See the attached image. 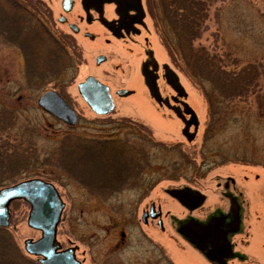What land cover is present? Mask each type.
Here are the masks:
<instances>
[{
  "label": "rangeland",
  "instance_id": "374dc122",
  "mask_svg": "<svg viewBox=\"0 0 264 264\" xmlns=\"http://www.w3.org/2000/svg\"><path fill=\"white\" fill-rule=\"evenodd\" d=\"M200 1L209 6L204 27L197 33L200 34V39L188 40L189 47L187 45L185 48L188 51V48L195 46L196 40V44L200 42V46L215 57V68L219 71L227 69L238 72V69L245 67V75L242 78L246 85L236 92L233 101H227L218 106L219 108H215L217 119L208 124L205 97L198 85L207 83L208 77L202 73L197 75V80L189 78L186 68L187 79L185 76L182 79L187 93L185 102L199 121L198 133L191 143L183 140L180 121L165 109L154 110L141 86L135 87L136 96L124 101L116 99L114 112L110 119L108 118L113 121L124 119L136 122L135 124H143L153 131L154 141L162 143L165 147L179 145L174 151H165V147L149 145L147 141L142 140L144 138H139L146 137L144 131L133 133L131 129L125 128L118 132L120 130L117 128L113 130L115 124L103 125L101 120L104 119L95 116L76 94V84L82 82L86 72H89L82 64L77 68L74 65L75 70L64 76V80L71 85L62 89L73 108L80 114V121L74 127H67L53 120L36 104L39 95L50 88L51 80H46L47 83L43 81L34 91L25 89L24 63L16 49L17 45L27 49L22 42L23 36L16 34V40L9 42L15 46H8L6 44L8 40L5 42L0 39V139L3 138L1 141L8 143L9 146L0 148V175L3 174L1 177L4 184L8 185L35 177L43 178L55 185L64 203L56 239L62 249L75 247L77 250L75 258L81 264H103V260L104 264H174L177 256L175 253L185 255L188 248L167 224L163 225L165 230L161 233L156 229L154 221H150L148 226L141 224L140 210L144 207V202L137 203L138 196L132 188H127L121 196L115 198L113 196L104 202L92 198L85 184L82 188L79 183L70 180L69 177L73 175L78 179V173L69 172L67 165L74 160L81 164L80 159L86 164L82 157H85L86 149L91 147L85 144L82 149L79 140V142L75 139L69 140L64 135L94 139L121 137L125 142L127 140V146L141 145L154 159L151 161L152 169L141 171L140 174L143 179L150 180L151 177L155 181L150 199L156 203L160 202L162 210H169L172 214H176L179 206L169 200L163 192L166 189H176L183 183L193 185L196 180H200L201 187L206 190L214 174L225 175L227 171L231 172L236 180L243 175H248V179H251L250 176L254 172L264 175V0ZM12 11L8 9L4 13ZM154 36L155 34L152 40L156 44ZM158 59L162 61L165 59L164 55ZM246 71L257 75L254 77L246 75L249 74ZM193 84L196 85L195 88ZM210 85H214L212 90L215 94L225 89L218 79L213 78ZM97 128L99 130H96ZM207 130H212V135L210 137L208 134L204 138L203 134ZM180 151L183 159L190 164L186 163L181 168H176V165L172 164L179 163ZM240 160L251 162V166L254 167L238 168L231 164L219 166L209 174L213 161L221 163ZM64 161L68 163L65 164ZM48 162H52L54 166ZM193 162L195 166L191 164ZM92 163H97L95 158ZM181 164L184 163L181 161ZM197 165L200 172L196 171ZM63 176H68V179ZM11 179L12 183L9 182ZM206 199L208 201L206 206L210 207L211 199L210 197ZM9 210L10 224L7 232L6 234L0 232V264H30V261L37 264L35 258L25 256L23 250L24 240L39 238V232L26 225L28 206L22 201H15ZM136 211L138 214L135 217ZM131 220L138 229L141 228L146 234L151 235L154 245H161L164 258H167L168 262L162 258V251L155 249L153 245L149 247L143 241L135 250L124 248V252L121 251L123 244L126 243H122L120 235L122 232L127 238L130 236V244H135L134 241L138 239L139 230H133ZM166 222L165 220L164 223ZM11 242L17 251L23 254L24 259L15 251ZM8 243L11 246L6 250L5 246ZM146 248L152 250L151 262L148 261V255H145Z\"/></svg>",
  "mask_w": 264,
  "mask_h": 264
},
{
  "label": "flooded vegetation",
  "instance_id": "af4514ba",
  "mask_svg": "<svg viewBox=\"0 0 264 264\" xmlns=\"http://www.w3.org/2000/svg\"><path fill=\"white\" fill-rule=\"evenodd\" d=\"M4 1V9L13 10L7 15L13 18L12 22H16L15 27L24 16H28L31 23L39 27L38 30H30L21 34L22 42L27 49L20 48V45L19 47L17 45L16 48L24 63L23 76L27 75L26 71L30 67L34 76L40 71L43 76H48L47 81L51 80L49 82L52 84L44 93L48 91L57 93L75 112L76 124L80 121V114L73 108L62 89L71 85V83H67V80H64V76L82 64L89 71L86 72L82 82H85L89 77L94 78L107 88L110 96L112 110L109 113L96 115L92 112L95 116L104 119L101 120L103 125L104 123H106L105 125L131 124L138 130L137 133L144 131L147 134L146 137L139 138H144L142 140L147 141L149 145L153 146V143H159L165 147L162 143L153 140V131L143 124H135L136 122L124 119L108 120L114 112L116 99L124 101L136 96L135 87L141 86L154 110L165 109L180 121L182 124L181 135L186 143H191L195 139L199 121L194 111L185 102L187 93L182 83L183 77L185 76L187 79L188 76L185 58H183L185 0ZM191 1L195 4L200 0ZM190 14L191 18L188 20L194 22L196 13L193 5L191 12L189 10ZM198 22L199 17L197 24ZM197 28L194 24L190 27L189 33L194 39H200V36L197 37ZM153 34L157 40L156 44L152 40ZM196 42L195 45L199 44L198 46H200V42L197 44ZM6 44L15 46L9 42ZM162 54L165 59L159 61V57L163 58ZM34 59H36L35 67L32 68L34 64L27 67L28 62L34 63ZM74 65L75 68H73ZM223 71L226 76L231 78L236 74H243L245 68L238 69V72L227 69ZM82 82L76 84V94L87 106L77 90L78 84ZM27 86L28 84H25V89L30 91ZM193 87L195 88L196 85L193 84ZM204 100L208 109L209 124L215 118L217 119L215 108H219L218 106L226 103L227 100L209 102L206 96ZM104 109L101 107L100 110L104 112ZM53 120L63 124L55 118ZM75 125L66 126L74 127ZM97 126L99 127V125ZM116 128L114 126L113 130ZM122 129H119L118 132H121ZM207 131L209 132L206 133ZM207 131L203 134L204 138L208 134L210 137L212 135V130ZM64 137L80 141L79 145L82 148L85 144L91 147L86 149L85 157H82L86 162L85 164L81 160V163H84L83 169L76 170L78 179L75 178L76 176H70L69 179L74 180L73 182L76 181V184L79 183L84 188V173L93 172V179L90 183L98 187V193L85 188L88 194L93 196L92 198L104 202L109 201L113 196L114 198L119 197L125 193L127 188H132L138 196L137 203L144 202V207L140 210L141 224L148 226L150 221H154L155 227L160 233L164 232L163 225L167 224L189 249H186L185 255L174 252L177 255L174 264H197L196 261L202 264L203 262L204 264L264 263V225H262L264 224V175L254 172L250 176L251 179H248V175H243L242 179L236 180L234 175L227 171L225 175L214 174L213 178H210V186L206 190L201 187L200 180H196L193 185L183 183L176 189H166L163 192L169 197V200L179 206L176 214H172L169 210H162L160 202L156 203L150 199L155 181L151 177L150 180L143 179L140 174L141 171L152 169L151 161L154 159L141 145L139 147L137 145L127 146V140L125 142V139L121 137L111 139L84 138L76 135H64ZM178 146L165 148L174 151L179 148ZM142 151L143 155H138V152ZM180 154L181 151L179 163L172 164L176 165V168H181L186 163L190 164L185 158L187 162L183 159V154ZM94 158L97 161L96 165H89L94 164L92 163ZM136 160L140 161L138 165H135ZM181 161L184 164H181ZM127 162H130L131 165ZM191 164L196 165L195 162ZM231 164L238 168L254 167L251 166V162L244 160L221 163L213 161L209 168V174L219 166ZM88 166L91 169L84 170ZM132 166L135 168L134 170H131ZM138 167L142 168L139 174L136 169ZM196 171L200 172L198 165ZM63 177L68 179V176ZM206 197L211 199L210 207L206 206L208 202ZM148 198L149 200H147ZM134 214L136 217L137 211ZM165 220L166 223H164ZM130 225L133 230L138 229L132 220ZM138 230V239L136 242L133 240L135 244L129 243L130 236L127 238L125 233L120 234L122 243L126 242L123 244L122 252H124V248L135 250L136 247H140L142 241L149 247L153 245L155 249L163 250L161 245L152 243L151 235L146 234L141 228ZM151 251L149 248L145 249V255H148L150 262ZM76 252L75 249V256ZM162 255L164 258L163 251ZM164 259L168 262L167 258Z\"/></svg>",
  "mask_w": 264,
  "mask_h": 264
},
{
  "label": "water",
  "instance_id": "95a60500",
  "mask_svg": "<svg viewBox=\"0 0 264 264\" xmlns=\"http://www.w3.org/2000/svg\"><path fill=\"white\" fill-rule=\"evenodd\" d=\"M172 75V74H171ZM173 76V75H172ZM173 79H175L173 77ZM173 85V83L170 81ZM78 93L89 109L96 115H105L112 110L107 88L94 78L78 84ZM37 106L45 113L73 126L77 122L75 112L55 92H45L37 100ZM101 107L105 108L104 112ZM55 186L39 178L19 181L0 189V227L8 228L9 206L14 201H23L29 206L26 225L37 232V240L23 241V249L34 257L38 264H80L75 258V247L62 249L57 242V227L61 221L64 203Z\"/></svg>",
  "mask_w": 264,
  "mask_h": 264
},
{
  "label": "trees",
  "instance_id": "16d2710c",
  "mask_svg": "<svg viewBox=\"0 0 264 264\" xmlns=\"http://www.w3.org/2000/svg\"><path fill=\"white\" fill-rule=\"evenodd\" d=\"M3 2H5L4 0H0V39L3 41L8 40V42L11 41H15L16 39V34H23L26 31H30V30H38L39 27L36 26V24L31 23L30 18H28V16H24L21 21L19 22L18 26L15 27L16 22H12L13 18L11 16L8 17V13H4L5 11V7L3 5ZM194 6V10H195V21L191 22V20H188V18H191V14L189 15V10L191 12V6ZM185 7H186V21H185V26H183V31H184V41H183V46H184V57L185 58V65L189 71H188V75L190 76L189 78H193L195 80H197L198 76L197 75H201L202 73L208 77V81L207 83H203V84H198L201 87V91L203 96L208 99V101H219V102H224V101H228V99H232L234 97V95L236 94V92L241 89L243 87V85H246L245 81H243L242 76L245 75V72L243 74H236L234 75V77H228L226 76L225 71H223L222 69L219 71L217 70L216 67V59L213 55H210L208 53V51L205 50V48L203 46H198L195 45L193 47H191L190 49L188 48L187 51V45L189 47L188 40L191 41L192 39L194 40V37L189 33L190 31V27L192 26V24L195 25V27H198L197 32H199L204 26V21L206 19V12H207V5L202 3L201 1H197L195 2V4L192 3V1L190 2V0H185ZM11 9V8H10ZM10 14V13H9ZM199 17V22L197 24V19ZM11 20V21H10ZM197 35V34H194ZM200 34H198L197 37H199ZM11 37V38H10ZM35 61L36 59H34V63H29L28 62V66L30 67V64H34L32 65L34 68L35 67ZM246 69V68H245ZM30 70V71H29ZM249 72V71H246ZM27 75L26 76V84H28V88L30 91H34L35 89L39 88V85L44 81L45 83H47V79L48 76H43L42 71L39 72V74L35 75L33 74V71L30 68H28V70L26 71ZM249 76L254 77L255 75H257V73H253V72H249V74H246ZM218 79L219 82L221 84H223V90H221V93H217L215 94V92L212 90L214 88V85L211 86L210 83L212 82V79ZM39 79V80H38ZM38 81V83H37ZM210 85V88H208V86ZM207 85V86H206ZM206 86V88H205ZM114 125V124H113ZM115 127H117L118 129H131L133 133H136L138 130L131 124H126L124 125L123 123L121 124H117L115 123L114 125ZM3 139V138H2ZM0 139V148H9L8 143L5 144L3 143ZM71 140V139H69ZM76 141V140H75ZM5 142V141H4ZM8 142V141H6ZM77 142V141H76ZM6 146V147H5ZM153 146L155 147H163L161 144L159 143H153ZM80 147L82 148V146L80 145ZM84 149V148H82ZM168 149V148H167ZM165 151H169L170 148L168 150H166V148H164ZM141 154L143 155V151L142 152H138V155ZM144 158V157H143ZM81 161V159L79 160V162ZM131 162V161H130ZM130 162L129 165H131ZM49 165H53L52 162H48ZM65 164H67L68 162L64 161ZM140 161L136 160L135 165L139 164ZM83 164V163H81ZM80 163H76V161H71L70 165L68 166V170L69 172H76V169H83ZM89 165H96V164H89ZM54 166V165H53ZM84 166V164H83ZM89 170L91 168H88ZM135 168L132 166L131 170H134ZM137 169V173H140V169L142 168H136ZM67 170V171H68ZM178 169H175V171ZM136 174V173H135ZM172 174V173H171ZM3 175V174H2ZM2 175H0V188L5 187V185L7 186L8 184H4V179L3 177H1ZM73 175V174H72ZM94 173L93 172H87L84 173V184L86 186L87 189L97 192L98 193V187L96 185H93L90 183L91 179H93ZM74 176V175H73ZM13 179L9 180L10 183H12ZM7 181V183H9ZM0 232L5 233L6 234V229H2L0 228ZM12 243V242H11ZM13 244V243H12ZM11 245L8 243L5 246V249L8 250ZM13 247L15 249V251L19 254V256L21 258L24 259L23 254L19 253V251H17L16 247L13 244ZM1 258V257H0ZM26 260V259H25ZM2 261H4L2 259ZM35 262H31L30 264H34Z\"/></svg>",
  "mask_w": 264,
  "mask_h": 264
}]
</instances>
